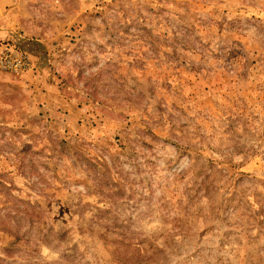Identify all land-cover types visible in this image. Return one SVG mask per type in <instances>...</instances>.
Returning a JSON list of instances; mask_svg holds the SVG:
<instances>
[{"label": "rangeland", "instance_id": "1", "mask_svg": "<svg viewBox=\"0 0 264 264\" xmlns=\"http://www.w3.org/2000/svg\"><path fill=\"white\" fill-rule=\"evenodd\" d=\"M13 36L0 264H264V0H19Z\"/></svg>", "mask_w": 264, "mask_h": 264}, {"label": "trees", "instance_id": "2", "mask_svg": "<svg viewBox=\"0 0 264 264\" xmlns=\"http://www.w3.org/2000/svg\"><path fill=\"white\" fill-rule=\"evenodd\" d=\"M9 39H10L9 40L10 42L9 41H3V42L0 41V45H2V44H10V43L16 42L15 44H18L17 46L20 49V51L22 52V54L35 55L36 52L37 53L42 52L41 43L37 42L34 39L31 40V41L28 40L27 42L23 38H21V39L18 38V37L14 38V36H13V40H12L11 37H9ZM40 54L43 55V56H46L45 52H42ZM9 84H11L10 86H12L13 90L15 88L18 90L19 89L18 85L23 87V83L20 80H15V81H13L12 83H9ZM0 110H1V108H0ZM50 143H51L50 138L45 139V145H50ZM34 155H36V154H34ZM28 160H38V159L35 156H31Z\"/></svg>", "mask_w": 264, "mask_h": 264}, {"label": "built area", "instance_id": "3", "mask_svg": "<svg viewBox=\"0 0 264 264\" xmlns=\"http://www.w3.org/2000/svg\"><path fill=\"white\" fill-rule=\"evenodd\" d=\"M23 57L18 58L16 55L9 53L7 55L0 56V67L5 69H12L14 71H24L29 66V60L25 54H21ZM25 55V56H24ZM29 70V67H28ZM27 71V70H26Z\"/></svg>", "mask_w": 264, "mask_h": 264}, {"label": "crops", "instance_id": "4", "mask_svg": "<svg viewBox=\"0 0 264 264\" xmlns=\"http://www.w3.org/2000/svg\"><path fill=\"white\" fill-rule=\"evenodd\" d=\"M19 0H0V13L7 10L8 7L18 3Z\"/></svg>", "mask_w": 264, "mask_h": 264}]
</instances>
